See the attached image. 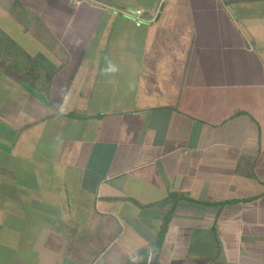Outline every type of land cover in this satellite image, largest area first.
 <instances>
[{
  "label": "crops",
  "instance_id": "1",
  "mask_svg": "<svg viewBox=\"0 0 264 264\" xmlns=\"http://www.w3.org/2000/svg\"><path fill=\"white\" fill-rule=\"evenodd\" d=\"M0 264H264V0H0Z\"/></svg>",
  "mask_w": 264,
  "mask_h": 264
},
{
  "label": "built area",
  "instance_id": "2",
  "mask_svg": "<svg viewBox=\"0 0 264 264\" xmlns=\"http://www.w3.org/2000/svg\"><path fill=\"white\" fill-rule=\"evenodd\" d=\"M133 19L135 20L136 26L140 27L144 23V11L142 9H138L134 11L132 14Z\"/></svg>",
  "mask_w": 264,
  "mask_h": 264
}]
</instances>
